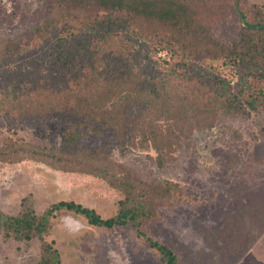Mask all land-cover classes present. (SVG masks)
Masks as SVG:
<instances>
[{
	"label": "trees",
	"instance_id": "1",
	"mask_svg": "<svg viewBox=\"0 0 264 264\" xmlns=\"http://www.w3.org/2000/svg\"><path fill=\"white\" fill-rule=\"evenodd\" d=\"M205 3L46 0L24 31L0 37V117L79 118L59 132L66 148L5 136L0 160L32 157L92 173L123 194L110 217L73 200H59L41 213L28 205L15 214L0 210L5 237L40 239L36 264H61L45 233L49 218L62 209L97 226L130 225L165 264H178L169 245L143 230L155 208L168 202L166 189L154 193L156 184L134 177L88 140L110 133L133 147L152 148L163 165L194 132L264 106V27L253 26L263 22H246L244 13L247 24L235 36H222L213 27L217 12Z\"/></svg>",
	"mask_w": 264,
	"mask_h": 264
},
{
	"label": "rangeland",
	"instance_id": "2",
	"mask_svg": "<svg viewBox=\"0 0 264 264\" xmlns=\"http://www.w3.org/2000/svg\"><path fill=\"white\" fill-rule=\"evenodd\" d=\"M45 2L0 0V37L24 31L34 14L44 11ZM205 8L217 12L213 27L222 36H235L242 19L264 24V0H206ZM244 13L247 17L241 19ZM260 107L251 108L247 116L222 117L212 129L194 132L163 165L152 148L133 147L110 133L88 140L134 177L156 184L154 193L166 189L168 202L155 208L143 230L169 245L178 264H264V106ZM76 119L63 113L18 120L0 117V139L12 136L66 148L59 132ZM122 197L92 173L64 170L32 157L0 160V210L6 213H18L24 205L41 213L59 200H73L110 217ZM45 238L58 249L61 264H165L132 226H97L63 209L49 218ZM40 245L38 238L20 241L0 230V264H36Z\"/></svg>",
	"mask_w": 264,
	"mask_h": 264
},
{
	"label": "water",
	"instance_id": "3",
	"mask_svg": "<svg viewBox=\"0 0 264 264\" xmlns=\"http://www.w3.org/2000/svg\"><path fill=\"white\" fill-rule=\"evenodd\" d=\"M245 24H247L245 21H244ZM254 27H264V24L262 25H253Z\"/></svg>",
	"mask_w": 264,
	"mask_h": 264
}]
</instances>
